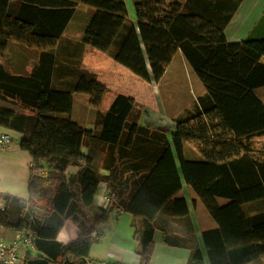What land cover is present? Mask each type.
<instances>
[{
  "label": "trees",
  "instance_id": "1",
  "mask_svg": "<svg viewBox=\"0 0 264 264\" xmlns=\"http://www.w3.org/2000/svg\"><path fill=\"white\" fill-rule=\"evenodd\" d=\"M133 2L136 22L124 0H0V60L11 44L38 55L27 74L0 64V127L20 134V148L33 163L28 201L10 209L6 198L0 221L33 236L35 253L28 252L23 264H96L89 253L98 223L123 209L142 220L136 237L142 264H149L159 216L189 215L186 200L177 198L183 185L174 145L184 177L219 222L203 234L210 264H251L264 257V162L249 157L250 141L264 136V104L257 95L264 88V40L228 42L232 0ZM80 6L95 11L83 44L150 84L161 81L180 50L204 84L207 94L175 121L172 144L165 132L143 125L145 106L129 96L113 94L103 111L110 90L91 76L69 89L54 86L55 49ZM77 95L102 114L94 129L73 119ZM185 143L198 150L199 163L183 158ZM218 169L225 180L211 179ZM192 174L201 178L192 180ZM102 183L109 205L87 206L88 188ZM215 196L230 203L220 211ZM253 204L260 209L246 213ZM68 223L77 238L59 243ZM165 242L175 245L168 236ZM202 259L196 249L193 261Z\"/></svg>",
  "mask_w": 264,
  "mask_h": 264
},
{
  "label": "crops",
  "instance_id": "2",
  "mask_svg": "<svg viewBox=\"0 0 264 264\" xmlns=\"http://www.w3.org/2000/svg\"><path fill=\"white\" fill-rule=\"evenodd\" d=\"M124 1L127 5L130 20L136 22L133 0ZM232 1L235 3V8L225 28L228 42L241 43L246 40H264V0ZM79 12L81 15L77 16ZM94 13L95 11L93 9L80 6L55 49L56 65L54 67L53 84L58 89L64 90L73 87L83 76L95 78L98 83L105 86L108 90H110V86L107 80L113 78L111 74L115 76L119 73L130 79L127 76V72L119 68L121 65L116 63L107 54L99 52V50L95 51L91 46L83 44L84 32ZM76 16L78 19L86 16L85 24L82 31L78 33V35L76 34L77 37L71 38L73 33H71L70 28ZM12 46H18L23 53L22 46L16 44H11L8 51H10ZM7 57L8 54L4 60H0V64H3L8 70L15 74H27L28 69L34 66L38 60V55L36 53L34 63L25 64L23 60L21 61L23 68H20L16 63L14 64V62H10V66H8ZM74 62L75 65L73 64ZM67 70L70 72H67ZM188 79H190L191 82V103L183 102V99L180 97L183 96V94L180 93L184 86L187 85L185 81ZM147 84L150 86H148V89L152 97L151 100H147L145 97V99H143L144 101L141 102L131 95V93L123 95L129 96L135 100V102L144 105L143 125L154 130L165 132L169 143L172 144L173 137L177 132L175 121L187 110H190L197 104L198 99L207 94V90L180 50L174 56L161 81L158 84ZM162 87L165 89L168 102L165 104L162 98L160 107L158 89L160 88L161 90ZM153 91H155L156 97L153 95ZM149 93L146 90V95ZM162 93L163 92H161V94ZM257 95L264 104V88L258 89ZM179 100L182 101V104H179ZM173 102L178 103V105L175 106ZM84 127L91 130L89 125H85ZM2 133L10 134L12 142L8 148L0 150V198H8L9 201H12L10 206L11 209L16 207L18 202L20 203L21 201L25 203L29 199L28 179L29 170L33 163L29 152L23 151L20 148L19 133L0 127V135ZM261 141H264V136L255 137L250 141L251 153L249 157L251 162H264L263 159H259L263 156L261 151L258 152L260 149L254 148L253 145V143L260 145ZM172 149L176 156V162L179 166L183 185L182 190L177 194V198L186 200L189 215L183 218H171L167 215L159 216V224L161 226L158 227L154 233V249L149 264H210L203 234L207 231L217 229L219 227V222L199 197V193L188 183L187 177H184L174 145H172ZM182 155L187 162L199 163L201 161V155L198 150L188 143L183 145ZM190 178L198 181L201 176L192 174ZM225 178V171L223 169H218L211 176V179L215 180H225ZM106 194V183H102L98 187H89L85 195V203L87 206H92L94 208H107L108 204L104 200ZM215 198L219 210L225 208L230 203L226 198L220 196H215ZM255 213L256 211L252 215ZM142 230V220L135 218L123 209H118L98 223L94 234L95 242L91 247L89 259L96 264H142V258L139 255V242L136 237V232L138 231L141 233ZM16 232L17 231L14 229L6 228V239L12 240ZM77 235L78 231L75 226L68 223L59 233L57 241L62 244H68L76 240ZM165 236H168L175 245L166 243ZM196 249L201 252L203 258L202 263H195L193 261ZM27 253L28 251H23V257ZM263 258L264 257L251 264H262L260 260Z\"/></svg>",
  "mask_w": 264,
  "mask_h": 264
},
{
  "label": "rangeland",
  "instance_id": "3",
  "mask_svg": "<svg viewBox=\"0 0 264 264\" xmlns=\"http://www.w3.org/2000/svg\"><path fill=\"white\" fill-rule=\"evenodd\" d=\"M80 15H81V13L79 12L77 16H80ZM77 16L75 17V19L73 20V22L71 24L70 31H71V33L74 34V35L72 34L71 38H76L78 33H80L82 31L84 24H85L84 22H85L86 16H83V18H79V19ZM76 48H78V47H76ZM22 49H23V53L21 52V49L18 46H12L11 47L10 51H8L9 53H7L8 54V57H7L8 66H10V62H14V64L16 63V65L18 67L23 68L22 67L23 65L21 62L23 60H24L25 64L34 63V61L36 59V53L31 51L30 49H27L26 47H23V46H22ZM94 50L98 51L96 49H94ZM77 51H78V49H77ZM95 61H93V62H95ZM73 64L75 65V62ZM119 68H121V70H124L125 72H127V76L130 79L120 75L119 73H118V75H115V76L111 74V76L113 78H110L109 80H107V83L110 86V94L107 95L105 102L103 103V108H102L103 111L107 110L110 107L111 103L113 102V99H114L113 94L131 93V95H133L134 97L139 99V101H141V102L144 101L143 99H145V97L147 100L152 99V97L150 96V93H149V89H148L149 85L145 81L141 80L137 76H134L130 71L123 68L122 66H120ZM67 72H70V71L67 70ZM185 83H187V85L184 86L182 92L180 93V94H183V96H180V95L179 96L181 97V99H183V102L191 103L190 99L192 96V92L190 90V88H191L190 79L185 81ZM165 85H166V83H165ZM145 89L147 90V92L149 94L146 95ZM158 90H159V100H160V107H161L162 98H163V101L165 104L168 101L166 99L164 87H162L161 90H160V88ZM153 92H154L153 95L155 96V91H153ZM161 92H163V93L161 94ZM87 100H88L87 97L85 98L82 95H77L75 97V101L73 103V119L75 121L81 123L83 126L89 125V127H91V129H94V127L96 125H99L102 122L103 116L101 113L90 109L87 106ZM173 103H175V102H173ZM179 104H182L181 100H179ZM177 105H178V103H175V106H177ZM253 145H254V148L260 149V150H258V152L261 151V153L263 154V156H261L259 159L264 160V141H261L260 145H258L256 143H253ZM258 205L261 207L260 204H258ZM259 209L260 208L257 205H248L245 208V210H248L247 212L249 214H253L255 211L257 212ZM260 262H262V264H264V258L261 259Z\"/></svg>",
  "mask_w": 264,
  "mask_h": 264
},
{
  "label": "built area",
  "instance_id": "4",
  "mask_svg": "<svg viewBox=\"0 0 264 264\" xmlns=\"http://www.w3.org/2000/svg\"><path fill=\"white\" fill-rule=\"evenodd\" d=\"M12 138L10 134L0 135V150H5L10 146ZM104 200L109 205L110 197L107 194ZM7 199L0 198V214L8 209ZM6 227L0 221V264H23V251L35 252L33 236L26 232H16L12 240H7L5 235Z\"/></svg>",
  "mask_w": 264,
  "mask_h": 264
}]
</instances>
